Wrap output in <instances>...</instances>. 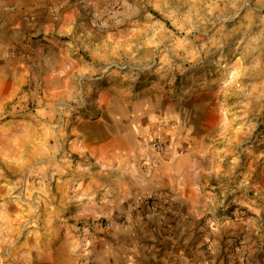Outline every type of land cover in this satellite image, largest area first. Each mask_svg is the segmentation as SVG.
Here are the masks:
<instances>
[{
	"label": "clouds",
	"instance_id": "1",
	"mask_svg": "<svg viewBox=\"0 0 264 264\" xmlns=\"http://www.w3.org/2000/svg\"><path fill=\"white\" fill-rule=\"evenodd\" d=\"M0 264H264V0H0Z\"/></svg>",
	"mask_w": 264,
	"mask_h": 264
}]
</instances>
